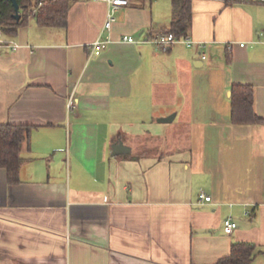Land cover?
Returning a JSON list of instances; mask_svg holds the SVG:
<instances>
[{
	"label": "crops",
	"instance_id": "obj_1",
	"mask_svg": "<svg viewBox=\"0 0 264 264\" xmlns=\"http://www.w3.org/2000/svg\"><path fill=\"white\" fill-rule=\"evenodd\" d=\"M174 6L131 0L105 29L106 2L73 0L65 27L30 9L2 34L0 123L31 131L19 182L0 167V264H217L237 241L264 264V0H191L193 43L164 46ZM235 83L263 122H233Z\"/></svg>",
	"mask_w": 264,
	"mask_h": 264
},
{
	"label": "trees",
	"instance_id": "obj_2",
	"mask_svg": "<svg viewBox=\"0 0 264 264\" xmlns=\"http://www.w3.org/2000/svg\"><path fill=\"white\" fill-rule=\"evenodd\" d=\"M73 0H17L20 18L14 17L12 0H0V30L5 35L17 34L21 26L27 25L33 13L30 9L41 5L34 13L41 26L67 25L69 9ZM191 0H175L174 17L170 33L186 35L191 24ZM232 120L236 123H260L263 118L255 110V88L252 84L235 83L231 87ZM31 126L27 124L0 123V167L6 169L11 184L19 182V172L23 160L22 150L30 138ZM258 246L249 241L233 242L228 255L217 264H252L259 253Z\"/></svg>",
	"mask_w": 264,
	"mask_h": 264
},
{
	"label": "built area",
	"instance_id": "obj_3",
	"mask_svg": "<svg viewBox=\"0 0 264 264\" xmlns=\"http://www.w3.org/2000/svg\"><path fill=\"white\" fill-rule=\"evenodd\" d=\"M101 1H104L108 4L107 16H106V20L104 23L105 29H110L113 26V24L117 21L118 11L121 8L128 6L131 3V0H101ZM40 5H41V2H39L37 6L32 8V12L35 13ZM261 36L264 39V31L261 32ZM1 40H2V32L0 30V41ZM122 40L133 42L134 38L132 36H124ZM156 41L164 46H168L171 43L179 42V41L185 42L187 45H191L193 43L191 39L189 38L181 39V38L176 37L173 33H169L167 35H161L159 38L156 39ZM107 42H109V40H103L102 38L95 40L90 45V57L99 55ZM235 43L236 42H233V41L229 42L227 44V48L229 50L233 49ZM238 44L240 46H245V42H239ZM12 46L14 48H17L19 47V44L13 43ZM203 57L205 58V56ZM76 105H77V98L75 96V92L73 91L68 97L67 106L69 109H72ZM200 198L206 201L211 200V196L205 194L204 192L200 194ZM237 226H238L237 222H235L231 217H228L224 220V230L228 234H231L237 228Z\"/></svg>",
	"mask_w": 264,
	"mask_h": 264
},
{
	"label": "water",
	"instance_id": "obj_4",
	"mask_svg": "<svg viewBox=\"0 0 264 264\" xmlns=\"http://www.w3.org/2000/svg\"><path fill=\"white\" fill-rule=\"evenodd\" d=\"M13 4H14V8H15V12H14V17L19 19L20 18V6L17 2V0H12ZM175 114H170L166 117H161L159 118L160 121L162 122H171L174 119ZM130 148L128 146H126L123 141H119L117 143L113 144V154H120V153H126L129 152Z\"/></svg>",
	"mask_w": 264,
	"mask_h": 264
}]
</instances>
